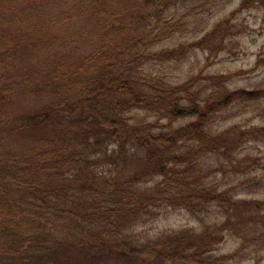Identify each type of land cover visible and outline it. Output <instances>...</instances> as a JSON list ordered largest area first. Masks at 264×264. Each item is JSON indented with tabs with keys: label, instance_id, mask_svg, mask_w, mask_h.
<instances>
[{
	"label": "trees",
	"instance_id": "1",
	"mask_svg": "<svg viewBox=\"0 0 264 264\" xmlns=\"http://www.w3.org/2000/svg\"><path fill=\"white\" fill-rule=\"evenodd\" d=\"M191 2L0 0V264H235L262 254L264 201L220 189L206 168L262 142L263 127L216 126L264 91L231 90L237 74H227L203 97L195 78L161 74L231 43L248 3L182 41L170 21L184 31ZM169 209L202 224L138 243L134 231ZM230 236L240 247L218 255Z\"/></svg>",
	"mask_w": 264,
	"mask_h": 264
},
{
	"label": "rangeland",
	"instance_id": "2",
	"mask_svg": "<svg viewBox=\"0 0 264 264\" xmlns=\"http://www.w3.org/2000/svg\"><path fill=\"white\" fill-rule=\"evenodd\" d=\"M245 2L248 4L234 21L236 35L231 43L224 48H214L212 54L198 50L188 61L162 70L161 74L180 81L195 78L196 84L204 89L203 97L212 94V89H219L212 84V77L227 74H237L227 83L231 90L264 91V4L258 5L254 0H192L188 9L180 12V15H184V18L179 16L181 21L188 22L184 31L178 20L170 21L173 22L171 27L177 31L175 37L179 40H193L212 29L220 19L238 10ZM185 14H189V17ZM138 114L141 120L152 123L157 121L155 115L143 112ZM188 122L181 120L175 126H183ZM168 123L167 119L162 120L161 128ZM233 125L243 129L264 128V98L258 102L236 105L223 115L216 130L221 131ZM206 169L212 172L208 181L220 189L229 188L240 199L264 201V138L262 142L247 143L234 159L212 158V165ZM201 224V221L184 211L169 209L134 231V236L141 243L162 233L182 228H199ZM239 247L240 241L230 236L219 247L217 254H230ZM250 250L248 248L246 252ZM261 253L260 256L255 253L253 256H241L235 264H264V249Z\"/></svg>",
	"mask_w": 264,
	"mask_h": 264
}]
</instances>
